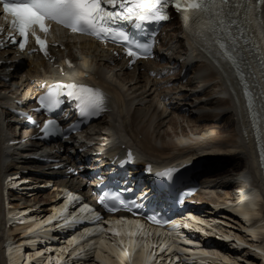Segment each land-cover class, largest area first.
<instances>
[{
  "label": "bare ground",
  "instance_id": "bare-ground-1",
  "mask_svg": "<svg viewBox=\"0 0 264 264\" xmlns=\"http://www.w3.org/2000/svg\"><path fill=\"white\" fill-rule=\"evenodd\" d=\"M175 22L178 25V30L186 38L183 37V42L186 41L188 49L192 48V53L188 56L187 63L189 64L194 61L193 53L196 52L195 54H197L198 51L194 47L197 46L190 42L186 27L179 20H175ZM259 31L260 35L263 36L262 41L264 43V33L261 30ZM87 46L88 44L85 43L81 52H78L80 53L77 56L79 62L85 64L88 68L95 69L101 82L109 83L111 87L116 89L114 92L116 106L109 116V118H112L111 122L105 123L102 129L103 132L99 134L100 138H103V141H98L92 138L93 136L91 135L87 136L88 133L86 135L82 134L80 138H76L77 143L82 141V145L85 144V147H80L86 148L88 153L95 154L104 151L106 157L112 158L118 154L123 156L128 150H133L136 151L140 161L143 163L151 162L155 168H160L163 164L168 165L173 162H178L177 165L191 163L194 161L193 159H198L196 158L197 156H201V151H211L208 152L210 154L219 153L209 160L211 165L209 171L204 175L205 178L209 177L212 179V174L218 171L216 170L218 166L221 168V172L215 175L217 176L215 178L221 177V175L227 177L230 174L234 175L236 179L210 187L213 188L209 190L215 191L217 188H222L228 191L227 189L231 187L230 183H232L231 189H233V191L226 192L224 196L218 195V198L209 199V201H213L214 203L212 204L214 208L210 211L213 210L214 216L218 217L223 212L222 218L228 216L227 218L241 224V231L243 232L240 234L244 233L248 237H253L254 240L251 239L249 241L247 238L243 239L244 237L239 235L232 236L231 232H228V237L222 235L225 233H210L208 227L211 222L218 224L216 222L217 218L211 220L197 218L196 223L191 226V230H200L203 233L206 231V235H222V239L226 241L230 237H234L239 242L238 253L240 250H245L246 245L250 243L254 248L248 251L254 254L248 252L249 259H246L247 262L249 264H257V259L262 258L264 260V242H258V235L264 229V201L262 202L264 198V156H262L264 154V142L262 143V141L256 139L254 122L251 117L252 104L248 102L247 94L245 93V91L252 90L253 102L256 106L263 109L262 126L264 128V80L262 79L261 69L256 61V55L251 51L246 52L245 62L240 64V69L244 72L243 76H241L237 74L236 69L231 67L230 63L225 61L222 56L211 58L207 53L199 52L196 57L200 59L198 63L200 74L195 78L191 77V80L186 85L179 83L181 88L179 87L178 89L177 86L175 88L176 92L173 94H159L154 108L149 106V108L145 109L143 106L135 107V98L126 101L122 89L123 84L118 82V79L117 81L115 78L108 76L104 70L99 68L101 60H105L107 63L112 59L114 61L112 64H116V67L126 70L123 63L114 60L110 54L106 56L100 55L99 53L102 51L97 44H91L88 47L90 51L85 52L84 50L86 49L84 48ZM238 54H242V47L238 48ZM11 67L12 65H9L6 68ZM29 67L23 68L17 66V68L21 69L18 78L16 75L18 73H13L11 81L7 80L9 83H0V95H7L0 99V264H72L73 262L74 264H82V261H75V258L81 259L79 255L81 252H84L83 255L86 256L90 253L91 249L97 248L95 241L98 239L90 243L78 244L81 239L77 240V235H75L65 246L63 245L64 241L56 245L42 246H39L38 242L44 244L52 235L46 231L48 228L47 224L52 220L53 215L59 212V204L64 202L63 200L66 198H68V200L66 199V203L69 204L71 199H73V195L69 197L62 196L58 190V186L69 182L70 185L81 184L77 179L81 176L74 177L69 171L77 166L78 161L85 164L88 158L80 153L78 154L76 151L72 153V156L65 152L63 155L52 157V155L47 154L48 151L44 153L40 152V148L36 147L39 144L31 146V144L26 143L21 146V150L23 151L20 154H16V157H12L11 159L9 157L8 159V150L2 146V137L7 135L6 130L16 127L14 124L9 123L6 125L2 123L3 117L7 113L4 106H14V98L15 100L19 99L20 97H16L19 94L22 95L23 100H19V104L18 100L16 102L19 107L23 106L24 104H21V102L24 101L25 97H28L32 88L41 85L40 82L38 85V81H49L47 74L54 75L44 62L38 63L37 66L32 67L30 65ZM42 70H44L43 73ZM134 70L135 75L138 69ZM139 74H141V77L150 79L144 73L139 72ZM134 75L132 81L135 80ZM16 78L20 81H17ZM151 84L155 90L157 83L152 80ZM225 91L228 96H226ZM212 96H218V98H213L215 102L211 101ZM28 101L32 102L30 99ZM171 102L173 104L177 103V106L171 108V112L177 117V119L173 118L174 122L172 125V118L169 121L166 118L169 111L167 106ZM194 103H198L195 108L197 110L194 109L195 111H214L197 115L193 110L194 107H192ZM20 108L23 110L28 109L26 105ZM183 110L190 114L189 118L197 116V119L192 121L191 119H187L186 116H182ZM227 113L231 118L224 121L223 116ZM163 116L165 118L160 123H157L156 127L166 125V127L170 128L171 126H175L176 122L180 123L183 120V123L192 124L190 126L192 138L185 133L186 131H183V134H179L173 127L174 132L172 135L177 138L176 140L173 138L175 141L165 142L166 137L170 136L165 131L155 137L151 129L158 119ZM201 121H208V123L193 126V124ZM26 128L23 127V130L27 133L28 129ZM74 146L72 145L70 150H73ZM76 155H78V161L74 157ZM191 155L192 158L189 160H183L185 157ZM204 155L202 154V156ZM56 158L58 159L55 163L46 164V161ZM39 161H42V163ZM237 161L240 164H238L239 162L235 164ZM8 177H17L18 179L11 180V183L5 186V181ZM27 184L37 187L53 186L56 192L48 194L49 197L31 193V197L33 198L30 199V195H22L21 191L30 188ZM18 185H20V188L16 189ZM78 187L80 188L81 185ZM249 187H255L259 190H250L243 197L239 198L243 191L245 192ZM15 189L17 191H14ZM201 197L208 199L204 194H201ZM228 199H236L237 202L233 205H227ZM46 204L47 208L45 207ZM84 211L87 212L89 209L87 208ZM30 212L32 213L30 214ZM28 213L30 214L29 216L32 215L31 218L27 216ZM18 221L23 222V224H17ZM217 221L219 220L217 219ZM201 224L208 227L204 228ZM117 229L118 231H113V233L118 235L112 236V239H107V236L101 238L97 259L101 264H141V261L134 260L133 252H123L121 244L126 243L127 239L123 229ZM95 232L96 230H87L83 237L92 236ZM38 239L41 240L39 241ZM172 243V249H176L178 245L175 234H173ZM212 244H214L212 249L215 252L206 253L200 251L193 258L204 264H207L209 260H214V257L228 262L231 261L228 255H225V247L230 245L229 242H226L224 246H221L219 242H212ZM129 246L132 249L143 248L141 242L135 240L133 243L129 242ZM53 247L59 248L55 250ZM147 249L148 247L146 246V250L143 251V256L146 258L144 264H153L152 256ZM252 255H256L259 258L252 261L250 258V256L254 257Z\"/></svg>",
  "mask_w": 264,
  "mask_h": 264
},
{
  "label": "snow or ice",
  "instance_id": "snow-or-ice-1",
  "mask_svg": "<svg viewBox=\"0 0 264 264\" xmlns=\"http://www.w3.org/2000/svg\"><path fill=\"white\" fill-rule=\"evenodd\" d=\"M258 4L264 5V0H237L235 4L233 0H0L5 18H11L8 39L21 51L31 37L47 55L46 40L38 32L47 35L50 25L55 23L73 33L118 44L126 49L132 63L136 59L148 58L153 47L151 37L156 33L152 31L149 40L141 42L132 39L126 26L131 25L137 32H147L145 25L160 24L170 18L167 9L171 5L177 14L197 22L195 34L205 43L218 46L213 55L222 56L236 69L237 74L243 57L238 54L237 39L231 31L235 24L232 17H238L243 10L247 22ZM3 32L4 29L0 28V35ZM66 87L70 89L67 95L78 102L81 118L99 116L107 110V98L100 91L90 87L77 88L73 84ZM38 102L42 108L50 111L59 100L49 92L41 96ZM41 131L46 136H55L60 133V126L50 119L44 123ZM63 138L68 137L65 135ZM173 171L158 175L171 179ZM100 203L109 212L116 211L115 205H108L103 200ZM120 203L123 205L124 202ZM148 219L161 223L155 217Z\"/></svg>",
  "mask_w": 264,
  "mask_h": 264
},
{
  "label": "rangeland",
  "instance_id": "rangeland-1",
  "mask_svg": "<svg viewBox=\"0 0 264 264\" xmlns=\"http://www.w3.org/2000/svg\"><path fill=\"white\" fill-rule=\"evenodd\" d=\"M185 42H183V34L178 30V26H177L176 23H172V24H170V25H168L166 27L165 33H164L163 38H162V43L165 46L164 49H165L166 55H170V56H173L175 58H182L183 59L184 52L187 49V46H186ZM191 53H190V55H191ZM195 59H196V62L194 63L195 67L193 69V77L194 78L197 77V75L200 74V71H198L199 70V64H198L199 61L197 60L198 57H196ZM134 78H135V80L132 81L133 80V76L126 75L125 77H120L119 79H122L125 82L124 87H125L126 91L128 92V93L125 94L126 99L129 100L130 97L135 98V107H138V106L142 107L143 106V108H145V109L149 108V106L154 108V106L156 104V101H158V95L159 94H161V95H166L167 93H172L173 94V93L176 92L175 88H177V86H179L178 82L177 83H172L173 85L168 84L166 82H162V83L159 82V84H157L155 90L153 88H152V90H150L152 86H151L150 82L146 81L145 77L139 78L138 80L136 79V77H134ZM176 80L178 81V78ZM176 80L174 82H176ZM16 97H20L19 99H16V100H18V102H19V100H23L22 99V95H20V94L17 95ZM214 97L215 96L211 97V101L213 100ZM14 100H15V98H14ZM123 101H124V99H123ZM213 101L215 102V100H213ZM140 103H141V105H140ZM26 104L28 105V103H26ZM171 104H172V102H171ZM197 105L198 104L194 103V105L192 106V107H194L193 110L197 107ZM195 110H197V109H195ZM205 111H207V110L195 111V114L203 115V114H207L209 112H213L214 110H208V112H205ZM170 112H171V110L169 109L168 115H166V118H167L168 121L172 118V121H171V125H172V123L174 122L173 118L175 117V119H177V117H176V115L174 116V114L172 112L170 114ZM189 115L190 114L186 113L185 111H183V113H182V116H186L187 119H191L192 121L197 119V116H195L194 118L193 117L189 118ZM163 118H165V116H163L162 118H159L158 121L154 124V126L151 129V132L154 134L155 137L158 136L159 134H162L165 131L168 134H170L169 137H166L165 142H172V141H175L177 139V138H175L172 135L174 130H176L179 134H183V131L184 132L186 131L185 133H187L188 136H190L192 138V134H191L192 130L190 129V126L192 125L191 123L190 124H188L186 122L183 123L182 122L183 120H181L180 123L176 122L177 124L175 126H171L170 128L166 127V125H162L161 127L160 126L156 127L157 123H160L163 120ZM229 118H231V116L228 115V113L223 116L224 121L226 119H229ZM111 119L112 118H106V119L102 120L101 122H99L96 126H94V128L90 131L91 136H93L92 138H94V139H96L98 141H103L102 140L103 138H100L101 136L99 134H100V132H103L102 129L105 126V123L106 124L110 123ZM206 123H208V121H205V122L201 121V122H197V123L193 124V126L194 125L199 126V125H203V124H206ZM172 127L174 128V130L172 129ZM175 128H177V129H175ZM173 138H175V140H173ZM159 143H160V141H159ZM73 148H75V146ZM238 162L239 161H237L235 164H237ZM238 164H240V162ZM216 170H218V171L216 173L212 174L214 179L213 178L211 179L209 177L205 179V189H204V193H202V194H204V196H206L208 199L218 198L219 197L218 195L224 196L226 194V192L233 191V189H231L232 188V183H230L231 187L229 189H227L228 191H226L225 189H222V188H217V190H215V191L214 190H209V189H212L216 184L220 185L222 183H228L229 180L230 181H234L236 179V177L234 175H230V174L227 177L221 175V177L215 178V177H217L215 175H218L221 172L220 171L221 168H219L217 166ZM212 185H213V187L210 188V186H212ZM27 186L30 187V188H28L27 190H21V191H22V195L23 194L30 195V197H29L30 199L33 198L31 196L34 193H37V195H43V196L46 195V197L47 196L49 197V195L52 194L55 191V188L53 186H44L45 188L44 187H37L35 185L32 186L31 184H27ZM216 187H218V186H216ZM213 192H215V193H213ZM12 194H13V192H12ZM17 196H18V194H17ZM45 207L47 208V204L45 205ZM209 211L210 210H208L207 212H209ZM213 212L214 211H210L208 214H206V216H207L206 220L207 219L211 220V219L217 218L219 221H217V219H216V222H218V224L211 222L210 226L209 227L207 226L210 233L217 232V233L228 234V232H231L233 234L232 236H235V235L238 236L239 235V236L244 237L243 239L247 238L249 241L251 239H254L253 237H248L244 233L240 234V233L243 232V231H241V227H242L241 224H239L237 222H234L233 219L231 220L230 218H227L228 217L227 215H226L227 217H223L222 218L221 215H224L223 212H222V214L220 213L219 217L218 216H214ZM198 231H200V230H198ZM261 231H262V233L260 235H258V238H259L258 242H262L263 243L264 242V232H263L264 229H262ZM233 238H231V239H233ZM260 239H261V241H259ZM227 247H228V249H227ZM225 248H226L225 249V251H226L225 255H228V257H229V259L231 261L228 262V261H224V260H221L219 258L214 257V260L207 261V264H249L246 259H249L248 252L252 253L251 251H248V250L241 251L240 250L239 253H238L237 249H235L236 247L233 246L232 244L226 246ZM252 254H254V253H252ZM252 256H254L253 258L250 256L252 261H254L253 259L259 258L256 255H252ZM256 261H258V263L256 262L257 264H263L264 263L263 262L264 260L262 258H259Z\"/></svg>",
  "mask_w": 264,
  "mask_h": 264
}]
</instances>
